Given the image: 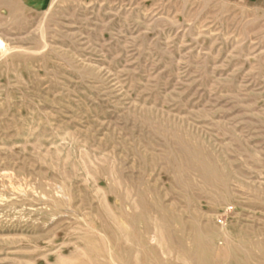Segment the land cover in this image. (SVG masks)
I'll list each match as a JSON object with an SVG mask.
<instances>
[{
  "label": "rangeland",
  "instance_id": "374dc122",
  "mask_svg": "<svg viewBox=\"0 0 264 264\" xmlns=\"http://www.w3.org/2000/svg\"><path fill=\"white\" fill-rule=\"evenodd\" d=\"M0 39V264H264V0H0Z\"/></svg>",
  "mask_w": 264,
  "mask_h": 264
},
{
  "label": "crops",
  "instance_id": "0c3cea01",
  "mask_svg": "<svg viewBox=\"0 0 264 264\" xmlns=\"http://www.w3.org/2000/svg\"><path fill=\"white\" fill-rule=\"evenodd\" d=\"M24 3L26 4H39V3H43L46 2V6L50 4L51 0H23Z\"/></svg>",
  "mask_w": 264,
  "mask_h": 264
},
{
  "label": "bare ground",
  "instance_id": "6f19581e",
  "mask_svg": "<svg viewBox=\"0 0 264 264\" xmlns=\"http://www.w3.org/2000/svg\"><path fill=\"white\" fill-rule=\"evenodd\" d=\"M6 45L3 43V41L0 39V51L1 54L6 53L9 50V47H5ZM9 52V51H8ZM210 230V229H209ZM212 242V241H210Z\"/></svg>",
  "mask_w": 264,
  "mask_h": 264
}]
</instances>
